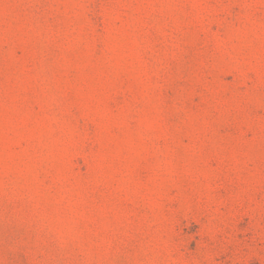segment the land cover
Listing matches in <instances>:
<instances>
[{"label": "rangeland", "instance_id": "obj_1", "mask_svg": "<svg viewBox=\"0 0 264 264\" xmlns=\"http://www.w3.org/2000/svg\"><path fill=\"white\" fill-rule=\"evenodd\" d=\"M0 264H264V0H0Z\"/></svg>", "mask_w": 264, "mask_h": 264}]
</instances>
